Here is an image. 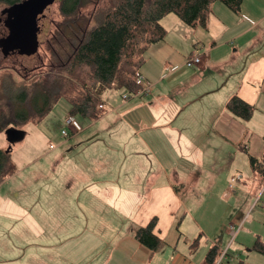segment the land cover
<instances>
[{
    "label": "rangeland",
    "instance_id": "obj_1",
    "mask_svg": "<svg viewBox=\"0 0 264 264\" xmlns=\"http://www.w3.org/2000/svg\"><path fill=\"white\" fill-rule=\"evenodd\" d=\"M60 1L54 0L49 4L38 20L40 28L38 32L39 45L34 54H15L6 57L0 51V77L5 73H11L19 81L34 75H41L46 71L51 57L52 37L64 20L59 11ZM113 1L86 0L79 9V19L85 20L95 9L106 7ZM4 2L5 0H0V8L5 5ZM164 22L167 24L165 34L167 33L169 38H172L173 35L177 38L180 35L178 37L180 43L182 46H186L189 37H184L185 33L179 25L184 27H188V25L181 22L173 13ZM3 30L0 24V36ZM189 45L192 48V44L189 43ZM227 45L230 51L226 60L228 65V62L235 57V53L232 52L231 44ZM214 68L215 66H212L211 69ZM193 69L195 67H183L176 72L175 75L178 74L182 76V79H186L180 86L172 88V85H169L170 78L163 79L160 85L165 86L164 93L166 96L164 101L154 108L157 111H151L155 117L158 113L162 114L163 111H171L174 103L181 104L185 99L188 100L187 98L191 96L193 98L197 92L206 89V80L210 81L209 76L218 71L214 69L209 72V75H205V79L196 82L189 73ZM223 69L227 70L226 68ZM238 77H240L239 73H234L232 76L228 73L219 92L215 93L214 91L204 95L203 99L201 96L197 100L189 101L183 106L184 109L183 107L180 109L181 116L177 121L181 122L185 128L197 129L198 133L183 136L182 140L185 139L186 141L182 142L181 152L167 151L166 148L161 149L159 144V138L162 140V137L159 136L161 128H158L160 121L152 118L150 111L146 108L139 110L138 113L142 114L144 119L142 124L153 129L140 132L141 124L139 125L138 121L132 119L131 121L136 126L139 135L131 130L125 134L123 141H116L110 135L118 127L110 129V134L102 131L101 135L95 137L91 143L111 145L124 143L126 146L120 152L104 153L106 156L98 168L100 173L96 174L95 177L101 178L103 175H111V178H116L110 182L101 181L92 184L90 183L91 179L70 176L76 180V183L57 180V184L52 187V190H49L46 178H51L54 175V168H51V164L70 161L77 151V155L80 156L83 153L84 145L90 143L89 141L82 142L77 148L78 150H69L72 144L64 145L65 141L74 138L64 137L61 134L62 129L69 131L65 125V120L69 115V103L64 98H60L41 121H28L23 125V135L13 129L1 130L0 148L8 152L9 159L17 170L0 183V264H44V261H47L46 257L42 255L45 249L34 247L33 244L44 242V239H61L64 235L71 238L70 242L73 246L80 240L92 243L86 248L68 247L62 250L67 253L68 257L79 259L83 257L85 260L86 256L91 254L94 257L87 256V258L94 259L103 248L93 246V243L100 244L97 243V236L100 234L95 235L89 231L88 227H116L114 234L125 233L127 232L126 227H132L127 218L131 212H133V216L137 217L138 222L146 224L148 220L145 221V217L142 216L143 213L148 208L150 211L156 210L155 206L160 200L161 191L158 190L159 184L157 185L154 179L155 177H166L160 169L161 165L167 167L175 162H179V166L174 171L181 179L180 182L173 179V182L177 183V186L174 184L173 186H176L175 188L179 193L176 199L181 198L180 200L183 199V202L187 204L196 203V207L202 204L203 198L206 199L199 211L192 212L193 216L191 211L190 213L181 211L178 212L175 221L166 211L167 209L159 211L160 216L155 228L156 232L175 242L179 235V230L178 232L175 231L176 226L181 227L180 229L182 227L187 229L190 225L195 224V221L201 222L207 232L222 231V228L226 226L224 220L228 222L231 214H234L230 203L226 204L223 199L218 197V193L223 189L224 180H228V183H233L236 186L240 183H249L250 180L253 181L254 175H258L251 169L249 153L258 158L264 148V89L262 87L260 88V95L252 102L254 110L249 119L230 118L234 119L231 120L234 123L231 125L225 121V118H221L223 114L219 113L223 107V102H225L224 94L227 93L229 96L231 91H235L238 86ZM154 89H157V86ZM123 93H125L123 89L108 88L101 94V100L108 108L114 107L122 101ZM212 101L216 104H213ZM161 121L164 120L161 119ZM83 122L89 123L90 121L83 120ZM102 126L107 128L106 122H103ZM88 129H91L90 125ZM89 136L82 138L85 141ZM141 137L145 141H142ZM162 142L165 147L166 142L163 140ZM246 146H248V152L245 149ZM93 166L94 170L89 165L85 170L90 173L96 172V164ZM168 172L172 178L177 176L172 175V168H169ZM127 175L140 176L149 182L143 188L145 194L142 196V203L138 208H134V211L131 207H126L129 199L118 190L121 185H125L122 184V181ZM239 175L241 177L239 182L237 180L231 182L232 178ZM118 176H120L119 181ZM198 178L203 179L202 183H194ZM210 179H214L215 184L208 188L207 182ZM165 181L167 182V179ZM104 187H112L113 191L104 194L96 193V188ZM168 192L167 189L163 190L164 204L170 202L169 204L175 207L177 200L174 198V193L168 194ZM245 198L247 196L243 195V199ZM44 222L50 223V226L45 227ZM39 223H41V227H37ZM101 235H108V233L103 232ZM201 240L206 241L204 238ZM28 242H31L32 245H28ZM22 250L26 252L18 259L17 256ZM95 252L97 253L95 254ZM242 258L245 261L244 264H249L246 261V255H243Z\"/></svg>",
    "mask_w": 264,
    "mask_h": 264
},
{
    "label": "crops",
    "instance_id": "obj_2",
    "mask_svg": "<svg viewBox=\"0 0 264 264\" xmlns=\"http://www.w3.org/2000/svg\"><path fill=\"white\" fill-rule=\"evenodd\" d=\"M170 14L172 13L166 14L160 20L164 28L167 26L164 20H167ZM173 15L176 16L174 13ZM179 27L184 31V37H189V40L185 39L187 40L186 46H182L180 43V39L178 38L180 35H178L177 38L174 35L172 38H169L166 33L162 40L150 44L146 49L144 61L139 67V72L153 84L151 94L132 97L134 99L129 98L127 100H122L114 107L110 106V108L103 102V114L99 118L91 120L89 123L83 122V120L87 119L78 118V122L82 125L83 129L75 136H72L74 137L73 139L65 141L64 145L67 144L68 146L72 144L69 150H78L77 148L80 147L82 142L89 141L90 143L84 145L82 149L83 153H81L80 156L77 155V151V153H75L76 155L72 157L70 161H61L60 163L53 162V164H51V168H54V175L51 178H46L49 190H52V187L57 184V180H64L66 183H69V181L76 183V180L72 178L73 176H78L80 179H91L90 183L92 184L101 181L110 182L115 180L116 178H111V175H103L101 178H97L95 175L100 173L98 168L102 163L101 161L104 160L106 156L104 153H110V151L120 152L123 151V148L126 146L124 143L111 145L95 144L91 142L95 140V137L101 135L102 131L110 134L109 130L114 127L118 128L110 137L116 141H123L125 134H128L131 130L139 135L136 126L131 121L132 119L138 121L139 125L141 124V129H139L140 132L153 129L150 126L147 127L142 124L144 119L142 118V114L138 113L141 109H148L150 111V116L160 121V126L158 128H161V131H159V136L166 142V146L164 147L162 140L159 138L161 149L164 150V148H166L167 151L172 150L181 152L183 146L182 142L186 141L185 139L182 140L183 136L186 137L189 134L197 133V129L185 128L181 122L177 121L181 116L180 109L186 103H189V101L197 100L201 96L203 99L204 95L214 91L215 93L219 92L221 85L225 83L223 80L228 73H230L231 76L234 73L240 74V77L237 79L238 86L235 91L230 92L229 96H227V93L224 94L225 102H223V107L220 109L219 113L223 114L221 118H225V121H228L231 125L234 124L231 120L238 118L244 120L233 115L228 110L227 102L232 96L237 95L254 106L252 102L260 95V88L262 87V89H264V0H242L240 11L237 13L231 11L220 1H213L207 14L205 26L184 27L183 25H179ZM189 43L192 44V48ZM227 44H231L233 47L232 52L235 53V57L228 62V65L226 64V60L228 55H230V51ZM195 55L200 56L201 63L199 65L186 66V59ZM212 66H215L214 69L218 71L209 76L210 81L206 80V89L200 90L193 98H191V96L187 98L188 100L185 99L181 104L177 102L174 103L171 111H163L162 114L158 113L155 117L151 111H157L154 108H156L159 103L163 102L166 96L164 93L165 86L160 85L163 79L170 78L169 85H172V88L180 86L186 79H182V76L178 74L175 75L176 72L183 67H195V69L191 70L189 73L194 77L196 82H198V80L200 82L201 79H205L206 74L209 75V72L214 70L211 69ZM156 86L157 89H154ZM212 103L216 104L214 101H212ZM161 119L164 121L162 122ZM103 122H106L107 128L102 126ZM89 125L91 129L87 130ZM94 126L96 127L93 128ZM86 136H89V138L84 141L83 138ZM141 140L145 141L143 137H141ZM246 149L249 151L248 146H246ZM263 154L264 148L258 158ZM62 157H65V155H62ZM94 164H96V172L93 171L90 173L85 170L87 165L93 168ZM192 164L193 166L195 165L193 161ZM177 166H179V162H175L173 165L167 167L161 165L160 169L164 172L166 177H155L154 179L155 183L157 185L159 184L158 190L161 191L159 195L160 200L155 206L156 210L150 211L148 208L145 213H143L142 216L145 217V221L146 219L149 221L153 216H156L158 221V217L160 216L159 211L163 209H167L166 211L172 216L173 221H175L178 212L184 211L190 213L191 211L192 213L202 208L206 198H203L202 204L197 207L196 203L194 204L192 202L187 204L183 202V199L180 200L181 198L176 199L179 193L175 188L177 183H174L173 179H175L176 182H180L181 180L174 171ZM169 168H172V175L177 176L173 178L170 177L168 172ZM117 179L119 181L120 176H118ZM165 179H167V182ZM240 179H238L237 182H239ZM201 181H203V179L198 178L194 183L200 184L202 183ZM117 183L121 185V183ZM147 183H149L147 179L140 176L132 177L131 175H127L123 178L122 184L125 185H121L118 190L129 199L127 200L126 207H131L134 211V208L140 206L142 203V196L145 194L143 188ZM207 183L209 184L208 188L215 184L214 179L208 180ZM173 184L176 186L174 187ZM229 184L230 182L228 183V180H224L223 189L218 193V197L223 199L226 204L230 203L231 210L234 212V214L230 213L232 216L229 218L228 222L224 220L226 226L222 228V231L213 233L207 232V230L203 228L204 226L201 222L195 221V224L190 225L187 229L183 227L180 229L181 227L178 228L179 226H176L177 229L175 231L178 232L179 230V235L174 242L167 236L159 235L155 230L163 241V248L160 251L150 250L139 243L134 237V230L140 226H144L145 223L138 222L137 217L133 216V212L129 213L127 216L132 227H126L127 232L125 233L114 234V228L116 227H106L107 229L103 227H88L89 231L95 233V235L100 234V236H97V243L100 244L97 245L93 243V246L104 249H101L103 251L100 250L98 254L95 252L96 256L94 259L92 258V260L87 258V256L94 257V255L91 254H88L85 260H83V257H80L81 259L68 257L67 253L62 250L68 247L86 248V246H90L92 243L80 240L81 242L79 241L73 246L72 242H70L71 238H68L67 235H64L61 239H44V242L34 243L33 246L45 249L44 252H42V255L47 259V261H44V264H209L206 262L205 257L212 246L216 247L217 252L223 248H227L225 261H227L228 264H244L243 255H246V261L249 262V264H264V255L252 250V246L257 239L264 241V211L260 208L261 202H264V179L262 180L254 175L253 181L250 180L249 183H240V185L238 184L237 186L234 185L233 189L229 188ZM164 189L169 190L168 194L174 193V198L177 200L175 207L169 204L170 202L164 204ZM95 191L97 194L111 193L113 188H96ZM243 195H246L247 198L243 199ZM43 225L49 227L50 223L44 222ZM37 227H41V223L37 224ZM230 227L236 230L232 239ZM103 232H107L108 235H101ZM203 238L206 241L201 240ZM195 239H197V241L195 245H193L192 243ZM27 244L32 245L31 242ZM25 252V250H22L17 258L19 259Z\"/></svg>",
    "mask_w": 264,
    "mask_h": 264
},
{
    "label": "trees",
    "instance_id": "obj_3",
    "mask_svg": "<svg viewBox=\"0 0 264 264\" xmlns=\"http://www.w3.org/2000/svg\"><path fill=\"white\" fill-rule=\"evenodd\" d=\"M85 1H60L64 20L52 37L51 57L43 74L19 81L11 73L1 75L0 131L13 129L23 135V125L41 121L60 98L69 103L68 116L89 121L99 118L105 90L123 89L129 95L137 91L135 76L146 49L165 35L161 18L174 13L190 27L205 26L210 4L216 0H114L80 20L79 9ZM218 1L235 13L240 11L242 0ZM227 108L246 120L254 110L237 95L228 100ZM249 161L252 171L263 180L264 154L257 158L249 153ZM15 171L8 152L0 148V183ZM156 224L153 217L134 230L137 241L152 251L163 248ZM252 250L264 255V241L257 239ZM216 254L212 246L206 262L211 264Z\"/></svg>",
    "mask_w": 264,
    "mask_h": 264
},
{
    "label": "water",
    "instance_id": "obj_4",
    "mask_svg": "<svg viewBox=\"0 0 264 264\" xmlns=\"http://www.w3.org/2000/svg\"><path fill=\"white\" fill-rule=\"evenodd\" d=\"M53 1L23 0L11 6L6 22L8 34L0 38V50L4 56L13 50H17L20 55H31L37 51L40 30L38 15L42 14Z\"/></svg>",
    "mask_w": 264,
    "mask_h": 264
},
{
    "label": "built area",
    "instance_id": "obj_5",
    "mask_svg": "<svg viewBox=\"0 0 264 264\" xmlns=\"http://www.w3.org/2000/svg\"><path fill=\"white\" fill-rule=\"evenodd\" d=\"M200 63H201V59H200V56L198 55L188 57L185 61L186 66L199 65ZM135 82L138 85L137 91L131 95L124 93L121 96L122 100H127L130 97L145 96L151 93L153 84L150 81H148L139 71L136 73ZM99 107L103 108L102 105H99ZM65 125L68 127L69 131L64 130V129L61 130V134L64 137L75 136L78 132H80L83 129L82 125L78 122V120H76L72 116H67L65 120ZM240 178H241L240 175L237 176L236 178H232L231 182L238 180ZM233 186H234L233 183L229 184L230 189H233ZM260 208L264 211V202H261ZM230 233H231V236H232L231 239H232L234 234L236 233V230L231 228ZM226 255H227V248L221 249L220 251L217 252L211 264H228V262L225 261Z\"/></svg>",
    "mask_w": 264,
    "mask_h": 264
},
{
    "label": "flooded vegetation",
    "instance_id": "obj_6",
    "mask_svg": "<svg viewBox=\"0 0 264 264\" xmlns=\"http://www.w3.org/2000/svg\"><path fill=\"white\" fill-rule=\"evenodd\" d=\"M21 1H23V0H5V2H4L5 5H2V7L0 8V24L2 25V28L4 29L3 32L1 31L2 35L0 37H5L8 34V31H9V28L6 25V22H7L8 18H9V14H10L9 9L11 8V6L13 4L19 3ZM41 15L42 14L38 15V20H39ZM15 54H19L17 50L10 51L6 55V57H8L10 55H15Z\"/></svg>",
    "mask_w": 264,
    "mask_h": 264
}]
</instances>
